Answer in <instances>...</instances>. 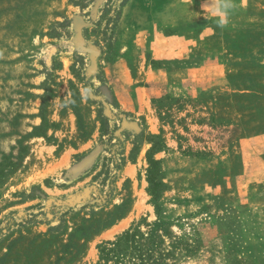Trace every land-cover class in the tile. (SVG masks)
<instances>
[{"label":"rangeland","instance_id":"374dc122","mask_svg":"<svg viewBox=\"0 0 264 264\" xmlns=\"http://www.w3.org/2000/svg\"><path fill=\"white\" fill-rule=\"evenodd\" d=\"M138 1L0 0V79L23 78L0 83V264H96L99 244L149 230L141 132L167 146V262L264 264V0Z\"/></svg>","mask_w":264,"mask_h":264},{"label":"trees","instance_id":"16d2710c","mask_svg":"<svg viewBox=\"0 0 264 264\" xmlns=\"http://www.w3.org/2000/svg\"><path fill=\"white\" fill-rule=\"evenodd\" d=\"M71 2H73L74 5L84 7L83 0H71ZM117 18L118 17L115 18L116 20L114 19L115 24H117ZM59 24L61 25L62 23L59 22ZM49 35L52 38L60 37L59 34L54 31H51ZM99 115L103 121L104 134H108L109 129L106 122L107 118L103 116L101 110ZM44 119L45 117L43 116V120ZM145 140L151 143V147L147 152V181L149 183L148 190L152 195L153 201L155 202L159 219L154 222L153 225H148L150 226V229L147 231H143L139 225H132L127 230L118 235L115 240L99 244V260L96 264H169L166 258L168 255L173 254V251H168L165 248L164 237L159 233L160 229L165 230L164 227L167 226L169 222L160 217L162 210L160 199L162 197L163 191L166 189V185L163 181L161 160L155 158L154 156L155 153L165 150L167 146L160 134L149 133L148 135H145L144 132H141L134 135L131 153L136 154ZM120 153L123 154V151L121 150ZM117 168H119V164H117ZM46 181H48V179ZM23 194L26 198L34 197L32 194ZM120 207V205H117L116 209L118 210ZM115 212L110 213V215L114 214ZM121 216L122 213H120L117 217ZM112 223L113 220L106 221L95 229H92V227L83 229V232L85 235L96 233L102 228L111 225ZM58 227L59 226H56L54 229H57ZM187 250L191 251L192 249L188 247Z\"/></svg>","mask_w":264,"mask_h":264},{"label":"crops","instance_id":"0c3cea01","mask_svg":"<svg viewBox=\"0 0 264 264\" xmlns=\"http://www.w3.org/2000/svg\"><path fill=\"white\" fill-rule=\"evenodd\" d=\"M53 1H54L55 4L58 5V6L57 5L56 6L58 7L57 10L59 12H62L61 10H62L63 7H65V8L69 7L70 6V3H71V2H69V0H53ZM140 2L141 1L139 0L136 5L139 6ZM147 12H148V10H145V13H147ZM130 14H132V12H130ZM155 19H157L156 21L160 20V16L156 17ZM141 35H143V37H147L148 36L146 32L144 34H141ZM10 66H11V70L15 73V70H17V68L20 67V66L22 67L23 65H22V63L14 62ZM15 75L16 74H13V77H11V78H7V79L6 78H2V79H0V83H3V84H5V86H7L8 84H15V83L17 84V82H22L23 78H17V79H15V77H14ZM19 77H20V75H19ZM43 78L44 77H41L38 74L29 75L28 78L26 79L27 80L26 82L27 83L30 82V84H32V85H37L38 82H40L42 80L43 81L45 80ZM3 91H4V89H3ZM38 98L41 99L39 96H36L35 97V100L36 99L38 100ZM29 99L34 101V98H29ZM0 101H1V103H3L4 96L3 97H0ZM26 102H28V101H26ZM2 131H4V129H1V132Z\"/></svg>","mask_w":264,"mask_h":264},{"label":"water","instance_id":"95a60500","mask_svg":"<svg viewBox=\"0 0 264 264\" xmlns=\"http://www.w3.org/2000/svg\"><path fill=\"white\" fill-rule=\"evenodd\" d=\"M54 51L55 48L51 49L49 54L53 53ZM98 153H99V148L93 150L88 156H86L81 162H79L74 168L75 173H80L81 171H84L89 166H91L95 158L97 157Z\"/></svg>","mask_w":264,"mask_h":264},{"label":"clouds","instance_id":"9594fccd","mask_svg":"<svg viewBox=\"0 0 264 264\" xmlns=\"http://www.w3.org/2000/svg\"><path fill=\"white\" fill-rule=\"evenodd\" d=\"M226 8H227V5L222 6V8H221V10H220L221 16H223V15L225 14V13H224V9H226ZM219 23H220L221 26H223V25L226 23V21L222 18V19L219 21Z\"/></svg>","mask_w":264,"mask_h":264}]
</instances>
